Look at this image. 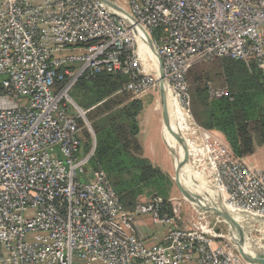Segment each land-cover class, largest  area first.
Returning a JSON list of instances; mask_svg holds the SVG:
<instances>
[{"label":"built area","instance_id":"obj_1","mask_svg":"<svg viewBox=\"0 0 264 264\" xmlns=\"http://www.w3.org/2000/svg\"><path fill=\"white\" fill-rule=\"evenodd\" d=\"M110 1L136 23L99 0H0V264H243L225 245L219 218L186 227L159 198L125 208L107 172L90 165L89 109L70 92L102 71L126 75L123 89L137 98L158 87L149 37L166 84L194 119L187 74L197 61H253L264 77V0ZM208 92L231 95L212 84ZM84 128L92 143L79 155ZM209 143L195 136L191 161L207 159L224 204L245 214V231L260 224L264 172L229 144ZM146 216L167 226L161 242H151Z\"/></svg>","mask_w":264,"mask_h":264},{"label":"trees","instance_id":"obj_2","mask_svg":"<svg viewBox=\"0 0 264 264\" xmlns=\"http://www.w3.org/2000/svg\"><path fill=\"white\" fill-rule=\"evenodd\" d=\"M156 31V35H158ZM191 114L206 129L221 132L240 159L264 146V77L255 62L229 57L200 60L187 74ZM128 77L107 71L83 76L74 85V99L84 109L96 137L92 167L103 168L123 206L133 210L146 193L161 196L165 209L173 182L144 156L139 140V115L143 102L123 86ZM208 84L227 87L230 97L211 99ZM82 125V120L79 121ZM79 155L91 148V134L84 128ZM155 198V199H156Z\"/></svg>","mask_w":264,"mask_h":264},{"label":"rangeland","instance_id":"obj_3","mask_svg":"<svg viewBox=\"0 0 264 264\" xmlns=\"http://www.w3.org/2000/svg\"><path fill=\"white\" fill-rule=\"evenodd\" d=\"M74 87L70 92L71 97L73 99H74L73 97ZM139 99H141L143 102V111L141 113V117H142V123L145 127L144 129L145 132L144 135L142 136V141L145 143L147 152L151 156L152 160L149 159L151 163L154 166L158 167L160 170H162L164 173L169 175V177L173 182V186L169 190L168 203L171 205V208H173V211L177 213L178 217H180V219L184 221L181 222V224L186 227L192 225L198 226L201 221H206V220L214 224L219 218L220 221L217 223L218 224L217 227L219 226L218 228L220 232H222L223 236L225 237L224 241H225V245H227V248H232L236 252V254H238L243 264H251L243 257V255L240 252V249L232 242V239L229 235V226L223 220H221L220 217H218L216 214L205 211L200 206L196 205V203L189 201L180 190L179 185L177 183V179L179 175L177 174V165H176V160L179 154V152L177 151L179 148V144L177 145V139H176L174 142L177 146L176 149L175 150L172 149L171 153H167L168 150L166 149V145L171 146V144L167 139L165 141L161 140V130H160L161 125L160 124L156 125V120L152 117L153 110L158 113L159 120L162 115L161 104H160V85L155 89L148 90L145 93L141 94ZM174 115L175 114H173V117L175 119L176 115L175 116ZM191 120H192L191 122L195 124V125L193 124L191 125V127L194 129V133L191 136L188 135L189 130L187 131L186 129L180 127L182 133L186 138L188 150L190 149V142L192 141V139H194L195 136L197 135L199 136V134L202 132L201 128H203L202 126H199L194 121V119L191 118ZM196 141L200 143V140L196 139ZM209 144H211V142ZM169 149L171 150V148ZM263 150H264V146L262 147L260 145H257V152H258L257 158L261 161L262 165L264 164ZM192 158L194 160L191 161L190 159V164L193 170H196L198 176H200V178L201 177L204 178L205 180L207 179L206 180L207 182L214 184L212 180L213 177L210 176V172H209V168L211 166H209L208 161L205 163L207 159L204 160V158H202L201 155L193 156ZM197 159L200 160L196 163ZM247 161L250 163V160ZM247 161L246 164L248 165ZM205 165L208 167H205ZM205 168L208 169L203 172L202 169ZM183 180L187 182L186 178H183ZM197 189L198 191H203L205 187L198 185L196 186V190ZM154 196L155 195L150 196L149 194L144 193L139 197L138 202L151 201L156 198ZM157 198L163 200L161 196H157ZM143 220H145L146 224L149 226L151 231L156 234V236L161 234L159 236L162 237L163 233H165L167 230V226L165 225H155V223L153 222L150 216L144 217ZM141 230L146 232L147 231L146 226L142 225ZM246 231L247 232L245 234L247 236L246 238L248 239V241L256 248L264 249V222H260V224H258L257 222L255 225L251 226V228L246 229ZM215 241L217 242L215 245H219L218 242H222L223 239H218Z\"/></svg>","mask_w":264,"mask_h":264},{"label":"water","instance_id":"obj_4","mask_svg":"<svg viewBox=\"0 0 264 264\" xmlns=\"http://www.w3.org/2000/svg\"><path fill=\"white\" fill-rule=\"evenodd\" d=\"M108 7L115 10L117 13L123 15L126 19H128L129 22H135L134 16H132L131 13H129L126 9L119 6L118 4L110 1V0H99ZM136 23V22H135ZM143 29V28H142ZM144 30V29H143ZM145 33H147L144 30ZM148 41L152 49L154 50V53L156 54V57L158 59V65L160 70V104H161V110H162V120L163 125L167 129H169L176 137L177 142L180 147V153L178 154L176 165H177V174L178 179L177 183L179 185L180 190L184 194V196L191 202L196 203V205L200 206L202 209L208 212H212L216 214L218 217L222 218L223 221L229 226V235L232 239V242L240 249L241 254L243 257L249 261L251 264H264V249H258L255 246H253L248 239L246 238V231L242 224L239 222L240 216H245L243 213H234L233 211L229 210L227 206L224 204V201L221 197L217 199L216 202L209 200V202L205 204H202L198 200L194 199L192 196V191L190 189H187L180 180V174L184 169H193L190 164V156H189V150L186 142V138L181 130L174 129L172 125V120L170 116V111L168 107V101H167V95H166V81L163 74V64L162 59L160 55L155 51L152 40L148 37ZM195 182L200 185V181L198 179H195ZM255 221L264 222V219L261 218H254Z\"/></svg>","mask_w":264,"mask_h":264},{"label":"bare ground","instance_id":"obj_5","mask_svg":"<svg viewBox=\"0 0 264 264\" xmlns=\"http://www.w3.org/2000/svg\"><path fill=\"white\" fill-rule=\"evenodd\" d=\"M141 36H142L141 32L138 31V37ZM151 56H152V60H154V62L157 64L158 60L156 55L151 54ZM165 88H166L168 107L170 111L173 128L181 130L180 127H182L183 129L187 130L191 127L192 124L195 125L193 122H191L192 120L185 112V110L181 107L179 101L175 99L172 89L167 84L165 85ZM173 114L176 115V116L174 115L175 119L173 117ZM163 133L165 138L170 142L172 149L175 150L177 147L176 144L174 143L176 140L175 135L166 127H163ZM177 151L180 153V147L178 148ZM183 178H186L187 182H185ZM195 179H198L201 182L200 186L205 187L203 191H198V189L196 190V186H198V184L195 182ZM180 180L187 189H190V191H192V196L194 197V199L198 200L202 204L206 205V203L209 202V200L216 202L217 199L221 197L220 190L217 188V186H214L210 182H207L206 181L207 179L205 180L202 177L200 178V176H198V174L196 173V170L193 169L191 170L189 168L184 169L180 174ZM227 208L231 210L229 206H227Z\"/></svg>","mask_w":264,"mask_h":264},{"label":"crops","instance_id":"obj_6","mask_svg":"<svg viewBox=\"0 0 264 264\" xmlns=\"http://www.w3.org/2000/svg\"><path fill=\"white\" fill-rule=\"evenodd\" d=\"M141 113H140V115L138 117L139 118V126H140L139 140H140V143L142 144V147H143V150H144V156L146 158L152 160L151 159V156L147 152V148H146L145 143L142 141V136L144 135V132H145L144 129H145V127H144V125L142 123ZM152 117L156 120V125H159V124L161 125V127H160V130H161V140L162 141H165L166 138H165L164 133H163V127H164V125H163L162 115H161V118L159 120L158 113L153 110V116ZM201 129H202V132H201L202 134L201 133L199 134V136L201 138H205L209 142H213L215 139H219V140H221V141L223 140V142L229 144L227 142V140L225 139L224 135L221 132H219L217 130H214V129H205V128H201ZM187 131H188V135L189 136H191L194 133V129L192 127H190L189 129H187ZM195 134H197V133H195ZM260 146L263 147V145H260ZM151 148H152V146H151ZM169 148H171V150ZM166 149L168 150L167 153H171L172 152V147L171 146L166 145ZM257 153L258 152H257V147H256V151H255L254 154H252L250 156H247V157L243 158L242 160L245 163H246L247 160H250V163L247 161L249 166H251L253 168H256V169L264 172V164L262 165L261 161L257 158V156H258ZM263 154H264V150H263ZM159 235H161V234H159ZM159 235L158 236H155V237H152L151 238V242L152 243L161 242V240L163 239V236L160 237Z\"/></svg>","mask_w":264,"mask_h":264}]
</instances>
